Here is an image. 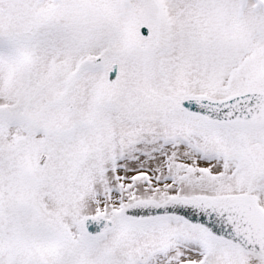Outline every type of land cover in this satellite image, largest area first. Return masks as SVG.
<instances>
[{"label":"snow or ice","instance_id":"snow-or-ice-1","mask_svg":"<svg viewBox=\"0 0 264 264\" xmlns=\"http://www.w3.org/2000/svg\"><path fill=\"white\" fill-rule=\"evenodd\" d=\"M0 264H264V0H0Z\"/></svg>","mask_w":264,"mask_h":264}]
</instances>
